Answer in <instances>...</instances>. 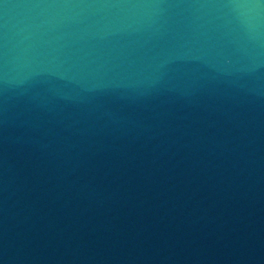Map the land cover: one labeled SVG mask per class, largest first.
<instances>
[{
	"label": "water",
	"instance_id": "95a60500",
	"mask_svg": "<svg viewBox=\"0 0 264 264\" xmlns=\"http://www.w3.org/2000/svg\"><path fill=\"white\" fill-rule=\"evenodd\" d=\"M0 264H264V0H0Z\"/></svg>",
	"mask_w": 264,
	"mask_h": 264
}]
</instances>
